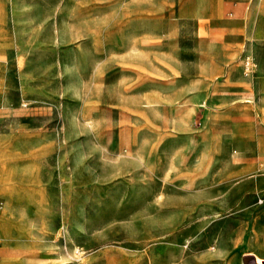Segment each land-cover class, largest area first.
<instances>
[{
  "label": "rangeland",
  "instance_id": "1",
  "mask_svg": "<svg viewBox=\"0 0 264 264\" xmlns=\"http://www.w3.org/2000/svg\"><path fill=\"white\" fill-rule=\"evenodd\" d=\"M0 202L2 262L264 261V0H0Z\"/></svg>",
  "mask_w": 264,
  "mask_h": 264
},
{
  "label": "crops",
  "instance_id": "2",
  "mask_svg": "<svg viewBox=\"0 0 264 264\" xmlns=\"http://www.w3.org/2000/svg\"><path fill=\"white\" fill-rule=\"evenodd\" d=\"M259 233H262V232H258V231L253 230L252 234H251V235L249 236V238H248V239L251 240L250 243H254V242H253V238H256V237H257V236H254V234H259ZM246 243H247V242H246ZM13 251L17 252L18 249L13 248ZM13 251H12V252H13ZM10 252H11V251H10Z\"/></svg>",
  "mask_w": 264,
  "mask_h": 264
},
{
  "label": "bare ground",
  "instance_id": "3",
  "mask_svg": "<svg viewBox=\"0 0 264 264\" xmlns=\"http://www.w3.org/2000/svg\"><path fill=\"white\" fill-rule=\"evenodd\" d=\"M264 261H261L260 264H263ZM0 264H24L19 261H13V262H2L0 261Z\"/></svg>",
  "mask_w": 264,
  "mask_h": 264
},
{
  "label": "built area",
  "instance_id": "4",
  "mask_svg": "<svg viewBox=\"0 0 264 264\" xmlns=\"http://www.w3.org/2000/svg\"><path fill=\"white\" fill-rule=\"evenodd\" d=\"M0 205H1V202H0Z\"/></svg>",
  "mask_w": 264,
  "mask_h": 264
}]
</instances>
